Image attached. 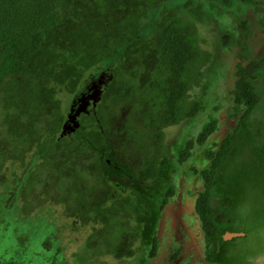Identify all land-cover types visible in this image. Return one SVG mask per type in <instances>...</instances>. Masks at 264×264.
Masks as SVG:
<instances>
[{"label": "trees", "instance_id": "16d2710c", "mask_svg": "<svg viewBox=\"0 0 264 264\" xmlns=\"http://www.w3.org/2000/svg\"><path fill=\"white\" fill-rule=\"evenodd\" d=\"M99 1L100 5L106 7V11L103 7L99 8L104 18L108 16V6L121 8L117 11L124 15L127 27L146 18L149 12H156L154 18L159 21L161 31L150 79L139 91H136L131 79L117 81L115 94L108 102L116 107L133 101L134 107L127 116L147 130L144 134L149 139L148 145L143 143L139 134L134 132L131 136L130 126L126 128L130 133L124 142V153L132 161L131 165L138 168V172L132 175V182L145 196V214L152 221L144 230L145 236L141 233V225L133 231L123 228L115 234L116 240L111 234L109 238L103 236L98 249H89L87 252L91 257L104 253L112 254L116 259L125 258L127 264H148L158 249L155 232L163 210L176 191L174 179L178 177L179 170L185 175L182 168L190 165L191 171L202 178L201 187L195 190L197 196L194 208L205 234L207 261L211 264H257L264 251V117L257 109L262 94L257 91L253 81L261 77L264 53H248L233 29H241L243 37L248 38L249 21L239 16L233 7L235 4L252 5L256 13L261 15L258 23L264 25V0ZM63 2L0 0V98L3 101L1 111L4 113L1 116L0 133L3 135H0V140L10 141V148L14 147L15 150L19 146L27 147L33 140H39L46 132L45 120L51 121V117L56 115L57 123L54 125L58 128L60 123L53 110L45 118L33 105L27 109L18 106L16 95L10 89L15 84L23 87L32 84L34 90L38 85L32 58L47 46L61 26L62 14L59 8ZM216 16L221 17L223 24L233 23V29L226 27L221 31L224 52L219 56L202 45L205 38L202 27L204 29L211 23L212 17ZM126 37L128 34L122 29L120 36L111 39L112 43L100 48L98 54L107 56L113 49L121 47ZM233 41H236V48L240 47L234 55L236 62L232 57L235 49ZM129 45H132L130 41ZM132 76L136 77L137 72L131 71ZM229 79L233 87L229 91L232 111L228 119H234L236 126L218 141L215 134L219 130L223 110L220 87ZM198 85L201 93L194 97L190 90ZM39 95L36 92L31 96L37 101ZM45 105L50 109V105ZM101 117L105 118L104 110ZM19 124L24 127L18 133ZM178 124L185 130V141L182 147L174 149L167 160L168 165L160 170L158 159L166 151V147L162 150L163 129ZM252 137H256L262 145L259 155H262L263 178L256 183H251V176L259 177V172L252 168V163L245 164L237 172L224 167L225 159L232 156L235 143L243 149L241 140L246 139V146L252 150ZM199 153L207 161L204 167L192 162L190 164ZM38 154V151L34 152L32 163L15 181L11 190L4 196L0 195V264H50L53 247L57 245L52 237L54 225L50 220H42L28 211L22 216L17 213V198L22 188L26 184L33 185L37 178L32 165ZM236 166L238 169L239 164ZM224 179V190L217 189L215 193L214 187ZM2 180L0 178V188L2 184L4 187ZM260 204L262 206L258 207ZM229 232L237 235L231 239L223 238L222 234ZM247 237L252 244L251 251L243 247ZM138 239L142 246L139 250L140 259L136 260L138 251L134 250V244ZM102 245L103 252L100 250ZM60 256L58 253L57 259ZM75 257V264H82V257L78 254Z\"/></svg>", "mask_w": 264, "mask_h": 264}, {"label": "rangeland", "instance_id": "374dc122", "mask_svg": "<svg viewBox=\"0 0 264 264\" xmlns=\"http://www.w3.org/2000/svg\"><path fill=\"white\" fill-rule=\"evenodd\" d=\"M100 4L99 0H64L59 8L62 14L61 26L56 35L48 41L47 46L32 58L38 85L34 90L32 84L27 87L15 84L10 89L16 95L18 106H22L23 109L33 105L45 118L50 110L56 112L60 119L58 128L54 125L57 123L55 115L54 118L51 117V121L47 119L45 123L43 122L46 132L39 140H33L25 148L19 146L18 150L10 148L8 144L10 141L0 140V178L4 183V187L1 185L0 195L3 196L30 166L34 152L40 153L32 165L37 178L33 185L26 184L22 188L17 198V213L18 216H22L28 211L42 220H50L53 223L52 237L57 245L53 247L50 264H75L76 254L82 257V264H127L125 258L116 259L112 254L103 253L91 257L87 250H97L103 236L109 238L111 234L116 240L115 234L123 228L133 231L141 225L143 235L152 221L145 214L143 205L145 196L136 185L132 189L126 186L127 182L132 180V175L138 172V168L131 165L132 161L124 153V142L130 133L126 128L130 126L131 136L134 132L139 134L146 145L149 143L148 137L144 134L147 130L127 116L134 107L133 101L116 107L108 102L115 94L117 81L131 79L132 85L139 91L150 79L153 56L161 31L159 21L154 18L156 12H149L146 18L132 23V27H127L124 15L117 11L121 8L116 5L108 6L106 12L108 16L104 18L99 13V8L106 7ZM233 9L237 10L239 16L248 19V38L243 37L241 29H233V23L223 24L221 17L216 16L212 17L211 23L204 29L202 27L205 33L203 47L216 56L222 55L224 51L220 34L227 27L236 32L250 55L264 53V25L258 23L261 15L256 13L252 5L235 4ZM122 29L128 34L126 42L121 47L113 49L107 56H100L98 54L100 48L112 43L111 39L120 36ZM129 41L132 45L128 46ZM233 42L232 46L235 47L236 41ZM239 48L234 49L233 61L236 60L234 55ZM121 50L123 51L120 53ZM101 71H108L112 75L104 89L102 100L89 114L79 116L77 127L73 126L69 134L66 132L62 135L63 123L67 122L74 94L84 91L85 83L99 76ZM131 71H136L137 76L130 77ZM230 79L220 87L223 110L219 130L215 134L218 141L236 126L234 119H228V114L232 111L230 108L232 96L229 91L233 87V82ZM253 83L262 94V101L257 109L264 117V69L261 71V77ZM36 92L40 95L37 101H34L31 95ZM190 93L197 97V94L201 93L199 85L193 86ZM2 104L0 98V123L3 119L1 116L4 115L1 111ZM45 104L50 105V109ZM103 110L105 118L101 117ZM121 111L126 112L122 118ZM116 124L120 127L119 135L111 141V136L115 135L113 130L116 129ZM22 127L24 125L17 126L18 133ZM163 136L162 150L166 147V151L158 159L160 170L168 165V158L174 153V149L182 147L186 138L185 130L180 124L163 129ZM251 142L252 150L246 146V139L241 140L243 149L239 148L240 144L235 143L232 156L225 159L224 167L237 172L245 164L252 163V168L259 172V177L251 176V183H256L263 178L262 155H259L262 145L256 137H252ZM146 149L150 150L149 147ZM191 162L200 167L207 165L201 153L197 154L190 164ZM189 167L190 165L182 168L186 172L185 175L180 172L181 170L178 171V177L173 182L176 187L175 196L170 198V202L163 210V219L158 229V237L168 239L173 246H175L172 244L173 241L187 233L188 237L193 238L192 245L195 246L190 247L188 244L190 249L186 248L180 261H177L180 264H196L202 261L201 252H204L202 243L204 231L201 221L196 213L194 214L197 196L195 190L201 187L202 178L194 174ZM112 175L116 178L112 179ZM225 184V179L221 180L213 189L215 193L217 189L224 190L222 185ZM260 206L262 204L258 207ZM233 237L235 236L229 239ZM249 239V237L245 239L246 244L243 246L247 250H250ZM141 246V240L138 239L134 244V250L138 251L136 260L140 259ZM101 247L100 250L103 252V245ZM58 253L61 254L59 259ZM171 253V250H168L167 255ZM169 257H165L163 262L167 263ZM257 264H264V251L259 256Z\"/></svg>", "mask_w": 264, "mask_h": 264}, {"label": "flooded vegetation", "instance_id": "af4514ba", "mask_svg": "<svg viewBox=\"0 0 264 264\" xmlns=\"http://www.w3.org/2000/svg\"><path fill=\"white\" fill-rule=\"evenodd\" d=\"M111 79H112V75L108 71H101L99 76H97L96 78H92L87 83H85V90L84 91H79V92H76L74 94L72 103L69 106V110H68L69 113L67 114V119H66L67 122L65 121L63 123V126H64V124L67 125V131H66L67 133L66 134H69L70 130L73 129L72 128L73 126L77 127L79 125L78 118L80 115L89 114L90 110L92 108L96 107L97 104L102 100V95H103L104 89ZM125 113H126L125 111H121V113H120L121 118H122V116L125 115ZM69 117H70V119H69ZM118 125H119V123H118ZM118 125L116 124V129L113 130L115 132L114 133L115 135H112L111 139L118 137L119 130H120V127ZM123 178H122V180H124ZM132 181L133 180H131L129 183L127 182L126 186L128 188H131L134 185H136ZM175 193H176V191H175ZM174 196H175V194H174ZM169 202H170V200H169ZM194 214H195V211H194ZM196 215L198 217V214H196ZM162 219H163V214H162L160 221ZM227 234H235V233H230V232L224 233V234H222L223 238L226 237ZM183 235H185V233H183ZM204 235L202 236V243H203V250H204V252L203 251L201 252V254H203L202 261L196 262V264H211L206 259L207 258L206 257L207 244H206V239H205ZM230 237H232V236H230ZM173 243L175 244V246L170 245V242L168 241V239L166 240L165 238H160L158 241V250L156 253L157 255L155 254V256L151 257L150 260L148 261V264H180V262L178 263L177 261H180L179 259L182 256V254L184 255L185 249L186 248L190 249V247L195 246V244L192 245L193 244V238H191L190 236L188 237V233L184 237H181L178 240L173 241L172 244ZM188 244H190L191 246L189 247ZM165 246H166V248H165ZM162 248H165L166 253L163 252V253L159 254L158 251L162 252L164 250V249L162 250ZM168 250H171V252H172L170 255H167ZM158 254H159V256H158ZM165 257H169V260L167 263L163 262V259ZM157 259H159V260H157Z\"/></svg>", "mask_w": 264, "mask_h": 264}, {"label": "water", "instance_id": "95a60500", "mask_svg": "<svg viewBox=\"0 0 264 264\" xmlns=\"http://www.w3.org/2000/svg\"><path fill=\"white\" fill-rule=\"evenodd\" d=\"M69 119H70V117H69ZM66 131H67V125L64 124L63 130H62V135H64L66 133ZM239 234H241V233H239ZM235 235H237V233H235V234H227L225 238H229L230 236H235Z\"/></svg>", "mask_w": 264, "mask_h": 264}, {"label": "crops", "instance_id": "0c3cea01", "mask_svg": "<svg viewBox=\"0 0 264 264\" xmlns=\"http://www.w3.org/2000/svg\"><path fill=\"white\" fill-rule=\"evenodd\" d=\"M158 229H159V227H158ZM158 229H157L156 232H155V237H156L157 240L159 241L160 238L158 237ZM165 248H166V246H165ZM165 248H162V250H163V249H164V250H163L162 252H159V251H158V253H159V254H160V253H163V252L166 253ZM157 250H158V249H157ZM156 253H157V251H156ZM159 254H158V256H159ZM156 255H157V254H156Z\"/></svg>", "mask_w": 264, "mask_h": 264}]
</instances>
